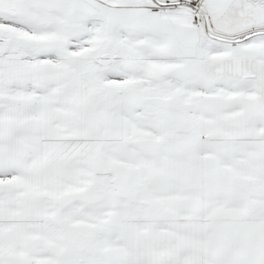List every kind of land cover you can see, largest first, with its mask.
I'll list each match as a JSON object with an SVG mask.
<instances>
[{"label": "snow or ice", "instance_id": "1", "mask_svg": "<svg viewBox=\"0 0 264 264\" xmlns=\"http://www.w3.org/2000/svg\"><path fill=\"white\" fill-rule=\"evenodd\" d=\"M0 264H264V0H0Z\"/></svg>", "mask_w": 264, "mask_h": 264}]
</instances>
